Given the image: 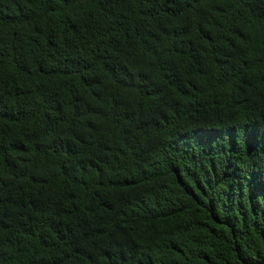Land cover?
<instances>
[{"label": "trees", "instance_id": "16d2710c", "mask_svg": "<svg viewBox=\"0 0 264 264\" xmlns=\"http://www.w3.org/2000/svg\"><path fill=\"white\" fill-rule=\"evenodd\" d=\"M0 264H264V0H0Z\"/></svg>", "mask_w": 264, "mask_h": 264}]
</instances>
